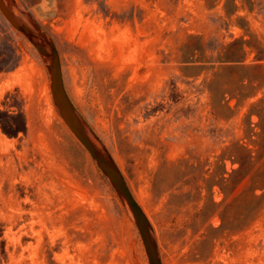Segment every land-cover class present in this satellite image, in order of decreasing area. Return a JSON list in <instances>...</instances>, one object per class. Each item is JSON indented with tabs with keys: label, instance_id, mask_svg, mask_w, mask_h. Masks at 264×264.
<instances>
[{
	"label": "rangeland",
	"instance_id": "374dc122",
	"mask_svg": "<svg viewBox=\"0 0 264 264\" xmlns=\"http://www.w3.org/2000/svg\"><path fill=\"white\" fill-rule=\"evenodd\" d=\"M19 2L55 42L66 90L147 214L162 263L264 264V127L248 116L264 89L248 97L240 84H264V69L228 61L251 64L247 42L264 44V0ZM0 264H149L60 115L43 57L1 10Z\"/></svg>",
	"mask_w": 264,
	"mask_h": 264
},
{
	"label": "water",
	"instance_id": "95a60500",
	"mask_svg": "<svg viewBox=\"0 0 264 264\" xmlns=\"http://www.w3.org/2000/svg\"><path fill=\"white\" fill-rule=\"evenodd\" d=\"M0 10L10 24L34 45L43 57L51 78V92L63 120L110 181L141 235L149 264H163L152 224L133 195L112 154L88 127L74 106L64 84L60 55L55 42L19 0H0Z\"/></svg>",
	"mask_w": 264,
	"mask_h": 264
},
{
	"label": "trees",
	"instance_id": "16d2710c",
	"mask_svg": "<svg viewBox=\"0 0 264 264\" xmlns=\"http://www.w3.org/2000/svg\"><path fill=\"white\" fill-rule=\"evenodd\" d=\"M250 11L254 10V6L250 7ZM255 43L252 44V42H247L248 43V48L250 52H255V57L253 59V62L251 64H245L246 57L244 58H236L235 56L231 57L228 61H232L235 64L233 65L234 68H243V69H248V70H253V71H258L259 73L262 72L264 69V44L255 39ZM234 44H238V42H233L230 44L234 46ZM239 46V45H238ZM240 48L242 51L247 55V51L245 48V40H242ZM263 80H240V84L243 87L247 88H254L256 92L248 97H255L257 92L261 89H264V84L262 82ZM257 115L259 117V123L258 125L261 127H264V97L258 99L257 101L252 103V108L250 109L248 116L251 118L252 115ZM249 154H250V161H252L253 157V149L250 148H245ZM257 164H254L253 166H256Z\"/></svg>",
	"mask_w": 264,
	"mask_h": 264
},
{
	"label": "bare ground",
	"instance_id": "6f19581e",
	"mask_svg": "<svg viewBox=\"0 0 264 264\" xmlns=\"http://www.w3.org/2000/svg\"><path fill=\"white\" fill-rule=\"evenodd\" d=\"M89 29V28H88ZM94 29V28H93ZM125 44V43H124ZM29 73H25V74H23V75H20V76H18L20 79H22V77H24V76H27ZM19 78H18V80H19Z\"/></svg>",
	"mask_w": 264,
	"mask_h": 264
}]
</instances>
